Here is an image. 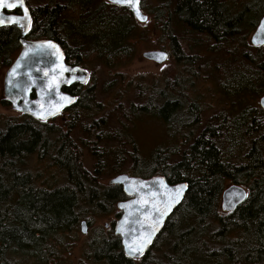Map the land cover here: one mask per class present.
<instances>
[{"label": "trees", "instance_id": "obj_1", "mask_svg": "<svg viewBox=\"0 0 264 264\" xmlns=\"http://www.w3.org/2000/svg\"><path fill=\"white\" fill-rule=\"evenodd\" d=\"M28 6L32 24L27 39L57 43L73 66L112 70L131 63L144 43L152 50L170 51L174 67L165 70L164 89H137L138 104L131 102L127 112L119 104L98 118L104 107L97 101V85L91 84L93 72L85 88L66 90L77 100L59 125L24 114L21 120L0 117V264H19L17 257L26 255L34 264H56L48 238L116 212L127 196L121 186H103L101 179L109 168L116 176L122 174L126 158L120 155L114 167L107 166L110 154L104 148L128 141L117 134L114 122L131 124L145 116L160 120L181 142L171 150L157 148L148 161L135 153L137 145H130L128 175L163 176L170 185L187 183L188 191L141 262L117 254L116 241H100L94 247L96 263L264 264V110L251 104L235 115L221 112L198 133L205 110L186 92L189 81L204 71L219 74L227 97L264 96V47H252L244 34L248 26L257 28L263 7L252 4L231 14L219 0H141L149 20L138 39L131 11L106 0H38ZM19 38L17 28H0V75L20 51ZM201 49L215 57L200 56ZM176 66L182 71L174 76ZM114 83L107 82L105 91L119 90L118 81ZM1 103L10 107L5 99ZM74 131L82 137L77 140ZM244 147V162L232 163ZM84 149L96 162L91 172L84 165ZM36 155L46 157L65 182L38 189L36 176L26 167ZM230 184L245 188L248 198L234 213L220 215ZM212 224H218L217 230L211 231Z\"/></svg>", "mask_w": 264, "mask_h": 264}, {"label": "water", "instance_id": "obj_2", "mask_svg": "<svg viewBox=\"0 0 264 264\" xmlns=\"http://www.w3.org/2000/svg\"><path fill=\"white\" fill-rule=\"evenodd\" d=\"M110 4L128 8L140 24L148 22V16L141 9V0L134 7L127 4ZM16 3L15 8H0V28L16 27L20 30L22 50L4 78V96L12 110L30 116L40 122H49L71 109L77 98L63 92L75 84L85 85L87 72L81 67H70L58 44L52 41H28L31 26V12L25 0H6V4ZM24 9H27L25 14ZM19 10L21 16L7 15V12ZM146 17L141 19L137 15ZM18 21V22H12ZM250 43L253 47H264V16ZM143 58L157 65H164L169 54L163 50L147 51ZM264 110V96L259 101ZM111 186H121L129 198L117 204L121 218L117 222L116 235L120 236L124 254L128 259H142L151 249L155 239L161 233L168 219L183 203L188 184L170 185L163 176L143 179L122 174L113 178ZM248 197L246 189L239 185H230L223 192L221 211L235 212ZM82 233H87V223H82Z\"/></svg>", "mask_w": 264, "mask_h": 264}, {"label": "rangeland", "instance_id": "obj_3", "mask_svg": "<svg viewBox=\"0 0 264 264\" xmlns=\"http://www.w3.org/2000/svg\"><path fill=\"white\" fill-rule=\"evenodd\" d=\"M38 0H29L28 3L35 5ZM252 0H237V2L241 5L244 3H250ZM264 4V0H260ZM264 12V6L260 10L257 21L260 19L259 16ZM255 19V20H256ZM256 21V22H257ZM145 24L138 25V39L141 38L142 33L145 30ZM255 28H247L245 33L247 36V42L250 44L251 35L254 33ZM137 39V40H138ZM184 48L185 44L182 43ZM147 51H153L150 48H147L143 43L137 47L136 57L135 59L126 65H117L114 69L109 70L104 66L89 64L88 72L93 73L91 84L97 85L96 93H97V101L100 104H103L104 110L98 115L102 117L109 112H113L116 106L119 104H123L126 108V112L129 110L131 102L138 104L135 100L136 90H143L152 92L151 88L158 90L164 89L165 83L163 75L165 70L173 69L174 62L169 60L164 65H157L153 62L147 61L143 58V54ZM168 52V51H167ZM19 53V52H18ZM16 54V58L17 55ZM200 56L213 59L215 55H210L205 52V49H201L199 51ZM15 58V59H16ZM204 58V59H205ZM174 76L179 74L182 70L181 67H175ZM204 70V69H203ZM6 71H4L0 75V117L3 119L6 118H14L17 120H21V115L14 110H12L11 106H4L1 103V100L4 98V76ZM219 74H214L212 72H204L201 71V75L199 79H194L189 81L187 85L186 92L189 96H192L194 100H197L201 107L205 110V113L201 116V125H199L200 133L209 123L210 118L215 116L216 114H220L221 112H226L231 115H235L236 113L243 110L247 105H259V99L253 100L244 96L239 98L235 97H227L223 92L226 90L224 85L218 82ZM180 76V75H179ZM214 76V78H213ZM110 81H115L114 85H117L116 81H118L119 90L117 87L107 92L105 91L106 83ZM118 90V91H117ZM119 93V95H118ZM120 118L123 119L124 114H120ZM97 118V119H98ZM60 118L56 119L54 124H60ZM65 121V120H64ZM126 124V125H124ZM128 126V128L126 127ZM113 128L118 132L117 134L122 136L124 141L123 146L119 143L113 144L110 143L107 145V149L104 148L105 152H108V165L114 167L115 158L122 155V157L126 158V166L123 169L122 173H127L128 169L131 167L130 155L129 153H133L132 147L130 145H137L139 156L143 161H148L151 155L155 152L157 148H163L166 150H171L180 145L179 135L176 137L173 136V133L164 125L160 120L154 117H143L134 121L133 123L124 122L119 124L118 122H114ZM120 128V129H119ZM119 129V130H118ZM78 133V132H77ZM187 133V132H185ZM76 135V134H75ZM198 134L195 133V138ZM82 137V133H79V136L76 137L80 139ZM86 140V139H85ZM84 141V140H83ZM130 143V144H129ZM247 148V146H246ZM246 148L236 154V157L233 158L232 163L240 164L244 162ZM44 158V157H43ZM84 165L88 171H93L96 165L95 160L91 157L90 151L84 149ZM107 159V158H106ZM27 169L32 172L33 175L37 178V187L42 189H54L57 186H60L65 182L64 175L56 169V167L51 166L48 159L40 160L36 155L34 158L30 159L26 165ZM116 175L109 168L108 171L105 172L102 181L103 186L110 185V181ZM220 215H225L221 210L219 211ZM108 219L103 218L97 222L92 221L95 225L94 227H90L89 233L87 235H83L81 233V228L78 232H73L70 234L68 240L72 243V248L67 251L64 249H58L54 253L57 257H62L63 263L64 259L67 262L66 264H81V262H86L87 253L90 249V243L94 242L97 234V231L102 229V224L105 223ZM218 224H212L211 231L214 229L217 230ZM56 240V236L54 238ZM64 248H67L64 246ZM67 251V252H66ZM159 252V251H158ZM162 253L159 252L158 256H161ZM16 260L19 264H34L35 260L30 256L26 255L24 259L22 257H17ZM25 262V263H24Z\"/></svg>", "mask_w": 264, "mask_h": 264}, {"label": "flooded vegetation", "instance_id": "obj_4", "mask_svg": "<svg viewBox=\"0 0 264 264\" xmlns=\"http://www.w3.org/2000/svg\"><path fill=\"white\" fill-rule=\"evenodd\" d=\"M25 1L28 4L29 0H25ZM219 2L222 3L225 6L226 10L229 11L231 14L239 13L243 9H245L247 6L252 5V4H255L258 7H263L264 6V4L260 0H252L250 3H244V4H241V5L237 2V0H219ZM6 14L7 15L20 16L21 15V11L14 10V11L6 12ZM171 20H172V18H171ZM258 24H259V22H258ZM247 28H250V26L246 27V29ZM169 55L171 56V52L170 51H169ZM65 57H66V63L69 66H73L75 64V62H72V60L67 58L66 54H65ZM87 84L88 83H86L85 85L75 84V85L71 86L70 88H73V87H76L77 89L79 87L85 88L87 86ZM70 88H63V92L68 93L66 90H68ZM68 94H70V93H68ZM73 136H75V138L78 137V133L76 131H74L73 132ZM88 151H90V150H88ZM90 154H91V151H90ZM91 157H92V155H91ZM122 174H128V173H122ZM122 174H120V175H122ZM117 176H119V175H117ZM157 176H159V175H157ZM38 189L47 190V189H42V188H39V187H38ZM128 199L129 198L127 197L126 200H128ZM105 218L108 219V220L105 223L102 224V226H101L102 229L98 230L97 234H95V236H96V238L94 239L95 241L90 243L91 246H90L89 252L87 253L88 255H87L86 262H81V263H83V264H100V263H96V260L94 258V255H95L94 247L100 241H104V242L116 241L118 243V249H117L116 253L117 254H123V256H125L124 250H123V246H122V240H121L120 236L116 235L117 222L121 218V212L118 210L117 205H116V212L114 214H111L110 216H106ZM99 220H101V219H95V220H92V221L97 222ZM92 221H90V222L81 221V222H79L77 228H76V226H73V227H71V229L58 231L57 234H56V240H54L55 237L48 238V247L53 248L54 253L56 252V250L59 251L58 249H64V250L69 251L72 248V243L68 240V238L70 237V234H73V232H78L80 228H81V233H82V223L86 222L87 223V233L86 234L82 233V234L83 235H87L89 233L90 227H94V225H95ZM163 232H164V228L161 231L160 235L155 239L154 244L163 235ZM46 241H47V239H46ZM154 244H153V246H154ZM64 246H66L67 248H64ZM142 259L134 260V261L139 263V262L142 261ZM102 262H103V260H102ZM62 263H63L62 257H57V263L56 264H62ZM64 263L65 264L67 263L65 261V259H64Z\"/></svg>", "mask_w": 264, "mask_h": 264}, {"label": "snow or ice", "instance_id": "obj_5", "mask_svg": "<svg viewBox=\"0 0 264 264\" xmlns=\"http://www.w3.org/2000/svg\"><path fill=\"white\" fill-rule=\"evenodd\" d=\"M114 3L117 4H127L130 7H134L135 3H138V0H113ZM23 0H20V5H22ZM18 5L16 3H9L6 4V0H0V8L8 7V8H15ZM25 14L27 13V9H24ZM137 15L140 16L139 12L137 11ZM141 19H146V17L140 16ZM3 21H0L2 23ZM18 22V21H12Z\"/></svg>", "mask_w": 264, "mask_h": 264}, {"label": "bare ground", "instance_id": "obj_6", "mask_svg": "<svg viewBox=\"0 0 264 264\" xmlns=\"http://www.w3.org/2000/svg\"><path fill=\"white\" fill-rule=\"evenodd\" d=\"M6 12H7V11H6ZM30 12H31V11H30ZM143 13H144V12H143ZM145 15H146V14H145ZM12 16H15V15H12ZM148 20H149V18H148ZM138 23H139V22H138ZM4 28H6V27H4ZM28 34H29V32H28ZM27 38H28V35H27ZM54 43H55V42H54ZM56 44H57V43H56ZM62 50H63V49H62ZM63 52H64V51H63ZM64 54H65V52H64ZM17 58H18V57H17ZM17 58H16V59H17ZM66 64H67V63H66ZM67 65H68V64H67ZM68 66H69V65H68ZM76 98H77V97H76ZM112 179H113V178H112ZM125 201H126V200H125ZM159 235H160V234H159ZM159 235H158V236H159Z\"/></svg>", "mask_w": 264, "mask_h": 264}]
</instances>
